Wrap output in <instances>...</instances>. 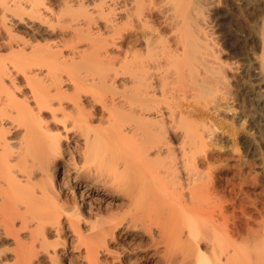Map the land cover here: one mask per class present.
I'll return each instance as SVG.
<instances>
[{
  "label": "bare ground",
  "instance_id": "obj_1",
  "mask_svg": "<svg viewBox=\"0 0 264 264\" xmlns=\"http://www.w3.org/2000/svg\"><path fill=\"white\" fill-rule=\"evenodd\" d=\"M235 6L259 22L223 42ZM82 224L86 264L129 226L151 255L264 264V0H0V264H63Z\"/></svg>",
  "mask_w": 264,
  "mask_h": 264
},
{
  "label": "rangeland",
  "instance_id": "obj_2",
  "mask_svg": "<svg viewBox=\"0 0 264 264\" xmlns=\"http://www.w3.org/2000/svg\"><path fill=\"white\" fill-rule=\"evenodd\" d=\"M245 13H250L247 8H241V7H234V17H230V14H222L221 18L218 17L219 20L215 19L213 20V23L215 25V35L218 34L220 37L219 39L224 42V39L231 35L232 31V22H236L239 24H242V27L246 29L247 24L248 27L251 24H254L257 26V23L259 22V19L257 20V15L254 17V14L251 16V12L249 14L250 20H247L246 17H243L242 10ZM248 10V12H246ZM239 11V12H238ZM253 19H252V18ZM233 18V19H232ZM230 19V20H229ZM252 20V22H251ZM254 20V21H253ZM247 22V23H246ZM231 23V24H230ZM246 23V24H245ZM229 24V25H228ZM220 25V26H219ZM231 25V27H230ZM218 26V27H217ZM229 26L231 30L229 31ZM217 30V31H216ZM217 32V33H216ZM228 33V34H227ZM222 38V39H221ZM230 42V39L226 38L225 41ZM127 45V43H125ZM253 45L250 44L248 46V53L254 60L257 56V46L255 48L252 47ZM251 49H250V48ZM256 51V52H255ZM253 62V61H252ZM255 63V62H254ZM254 72H252L253 75H256V69H252ZM255 73V74H254ZM255 79V78H254ZM253 80V78L251 79ZM230 145V142H228ZM230 150V149H229ZM228 150V151H229ZM240 150V149H239ZM241 151V150H240ZM226 152V151H225ZM225 152L219 157L220 159L217 160L220 163V166L222 165L224 168L227 169L228 176L233 175L235 177L236 174L240 171V158L237 154H233V152L230 150L229 152ZM243 152L241 153V155ZM237 155V156H236ZM243 158L241 160H247V155L243 154ZM242 167V166H241ZM229 170V171H228ZM235 174V175H234ZM77 189V188H76ZM250 192L253 194H259L261 192V186L256 185L252 186L250 189ZM93 197H90L89 201L92 200ZM99 198V197H98ZM95 202H98L97 199H93ZM99 200V199H98ZM103 200H110L107 197H104ZM111 202V201H110ZM118 202V199L113 200L112 203L115 204ZM104 210V209H103ZM106 211H102V213L99 215V217L91 219L93 222H96L97 224L99 221L107 220V215L110 213H105ZM117 211H113L112 214H116ZM105 225V223L103 224ZM105 227V226H104ZM101 230L100 226H95L93 230H88L85 227V224H82L79 228V232L82 233L83 238L81 240H76L75 236L78 235V232L73 230L72 228H65L64 231L61 232V241L59 240V243L56 244V249L58 251V257L61 259L63 264H86V257L84 255V250L86 247H95L96 240H97V233ZM87 234H90V237L85 239ZM156 235V234H155ZM154 235V236H155ZM53 237H51L50 242H52ZM104 238L107 240L105 246L98 248L97 259L95 260V264H191L190 260L188 259H180V249H178L175 244L168 243L166 246V249L162 248V251H160L158 254L151 255V250L154 246L152 244L156 241V245L158 247H162L164 243L161 242V238L156 237L155 241H151L150 233L145 232L142 228L139 226H129L128 228L122 229L121 227H117L114 229L113 234L110 235L108 233L104 234ZM150 251L149 258L146 260H140V256L143 252ZM93 252H91L92 254ZM151 255V256H150ZM144 259V258H142Z\"/></svg>",
  "mask_w": 264,
  "mask_h": 264
}]
</instances>
